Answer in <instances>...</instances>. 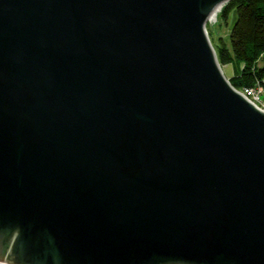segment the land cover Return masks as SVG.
Masks as SVG:
<instances>
[{
  "label": "water",
  "instance_id": "95a60500",
  "mask_svg": "<svg viewBox=\"0 0 264 264\" xmlns=\"http://www.w3.org/2000/svg\"><path fill=\"white\" fill-rule=\"evenodd\" d=\"M231 1L0 0V264H264Z\"/></svg>",
  "mask_w": 264,
  "mask_h": 264
},
{
  "label": "trees",
  "instance_id": "16d2710c",
  "mask_svg": "<svg viewBox=\"0 0 264 264\" xmlns=\"http://www.w3.org/2000/svg\"><path fill=\"white\" fill-rule=\"evenodd\" d=\"M237 13V24L230 32V42L221 40L215 50L220 65H231L230 83L235 89L250 90L264 86V0H234L223 7L226 22Z\"/></svg>",
  "mask_w": 264,
  "mask_h": 264
},
{
  "label": "rangeland",
  "instance_id": "374dc122",
  "mask_svg": "<svg viewBox=\"0 0 264 264\" xmlns=\"http://www.w3.org/2000/svg\"><path fill=\"white\" fill-rule=\"evenodd\" d=\"M211 19L212 20L208 23L207 30L213 45L216 46V44H218L221 40H224L226 43H229V25L231 23V18L228 22H226L225 20H223V18H221V12H216V14ZM223 70L226 77L230 80V78L234 74L233 67L231 65H228L226 67H223Z\"/></svg>",
  "mask_w": 264,
  "mask_h": 264
},
{
  "label": "built area",
  "instance_id": "2783aa9c",
  "mask_svg": "<svg viewBox=\"0 0 264 264\" xmlns=\"http://www.w3.org/2000/svg\"><path fill=\"white\" fill-rule=\"evenodd\" d=\"M243 92L252 103L264 111V86L258 85L255 89L244 90Z\"/></svg>",
  "mask_w": 264,
  "mask_h": 264
},
{
  "label": "bare ground",
  "instance_id": "6f19581e",
  "mask_svg": "<svg viewBox=\"0 0 264 264\" xmlns=\"http://www.w3.org/2000/svg\"><path fill=\"white\" fill-rule=\"evenodd\" d=\"M220 10V9H219ZM219 10L217 12H219ZM254 104V103H253ZM255 105V104H254ZM259 108V107H258ZM260 109V108H259Z\"/></svg>",
  "mask_w": 264,
  "mask_h": 264
}]
</instances>
